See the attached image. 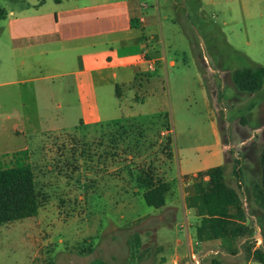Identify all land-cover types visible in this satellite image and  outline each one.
Returning a JSON list of instances; mask_svg holds the SVG:
<instances>
[{
    "label": "rangeland",
    "instance_id": "374dc122",
    "mask_svg": "<svg viewBox=\"0 0 264 264\" xmlns=\"http://www.w3.org/2000/svg\"><path fill=\"white\" fill-rule=\"evenodd\" d=\"M141 1L156 23L149 57L162 60L140 85H119V97L114 86L94 90L84 77L39 69L56 65L58 46L12 45L9 20L53 13L51 0H0V169L27 150L18 158L31 165L40 203L36 217L0 226V264L245 261L242 238L193 245L195 258L177 259L196 222L185 209L195 177L181 176L224 166L250 226L264 225L251 195L261 172L264 86L252 95L230 81L236 70L264 66V0ZM160 183L169 186L165 205L148 207L142 193Z\"/></svg>",
    "mask_w": 264,
    "mask_h": 264
},
{
    "label": "crops",
    "instance_id": "0c3cea01",
    "mask_svg": "<svg viewBox=\"0 0 264 264\" xmlns=\"http://www.w3.org/2000/svg\"><path fill=\"white\" fill-rule=\"evenodd\" d=\"M51 1L50 3L55 4L53 13L35 14L34 16L20 14L9 20V34L15 48L28 50L44 45L58 46L59 49L54 51V54H57V59L54 61L56 65L48 67L44 65L39 69L44 71L60 70L55 73V76L60 77H84L94 90L100 87L114 86L117 96L120 97L119 85L127 89H133L136 85H140L141 75L148 68V64L162 60L161 57L153 59L149 57V41L153 39L156 23L153 17L147 16L146 5L142 3L143 1ZM9 14L13 15L12 12ZM170 65L173 66L174 63L171 62ZM77 84L78 91L85 89L86 84L80 81ZM86 91L90 92L89 87ZM90 98L96 100L95 97H92L91 92ZM93 112H95L97 120L96 104L93 106ZM251 139V136L246 137L243 141L244 145ZM209 168L212 167L196 169L192 173L182 174L181 177H196L199 172ZM186 210L193 213L192 210ZM195 220V224L190 226L194 228V233L188 239L187 253L178 248L176 254L180 255L177 259L186 257L188 254L191 258H195L193 245H208L218 241L196 242L195 226L198 222L196 217ZM247 224L250 226L248 218ZM255 226L258 228V232L256 233L254 230V236L251 239L254 249H258L262 245V237L256 220L252 225L253 229ZM246 240L248 239L243 238L240 245L242 246ZM223 254L232 253L225 252ZM237 254H241L240 249ZM185 263L187 264V262ZM239 264L259 263L245 258V261Z\"/></svg>",
    "mask_w": 264,
    "mask_h": 264
},
{
    "label": "trees",
    "instance_id": "16d2710c",
    "mask_svg": "<svg viewBox=\"0 0 264 264\" xmlns=\"http://www.w3.org/2000/svg\"><path fill=\"white\" fill-rule=\"evenodd\" d=\"M5 15L6 13L0 9V20L4 19ZM199 71L207 91L205 70L201 63ZM230 81L238 92L256 94L264 86V66L236 70L230 75ZM253 107L251 104V108ZM20 156L26 157V152L17 153L13 165L0 169V226L34 218L40 209L31 165L18 158ZM258 159L260 180L252 185L251 195L254 204L264 211V146L259 149ZM234 173L239 177V170L235 169ZM192 189V194L185 198V207L192 210L198 220L195 226L196 242L209 243L220 239L247 238L242 245L245 258L264 264V225H258L262 245L254 249L251 239L254 236V229L247 224V214L240 196L225 181L224 166L199 172L193 181ZM168 191L169 186L160 183L147 188L142 193V198L148 207L159 209L165 205ZM135 243L139 247L137 238ZM90 264L105 263L97 260ZM211 264L220 263L212 260Z\"/></svg>",
    "mask_w": 264,
    "mask_h": 264
},
{
    "label": "built area",
    "instance_id": "2783aa9c",
    "mask_svg": "<svg viewBox=\"0 0 264 264\" xmlns=\"http://www.w3.org/2000/svg\"><path fill=\"white\" fill-rule=\"evenodd\" d=\"M148 69L151 70L152 69V66L151 64H148Z\"/></svg>",
    "mask_w": 264,
    "mask_h": 264
}]
</instances>
